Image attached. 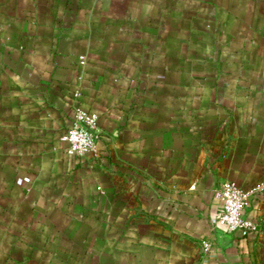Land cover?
I'll use <instances>...</instances> for the list:
<instances>
[{"label": "crops", "instance_id": "0c3cea01", "mask_svg": "<svg viewBox=\"0 0 264 264\" xmlns=\"http://www.w3.org/2000/svg\"><path fill=\"white\" fill-rule=\"evenodd\" d=\"M228 260L264 264V0H0V264Z\"/></svg>", "mask_w": 264, "mask_h": 264}, {"label": "built area", "instance_id": "2783aa9c", "mask_svg": "<svg viewBox=\"0 0 264 264\" xmlns=\"http://www.w3.org/2000/svg\"><path fill=\"white\" fill-rule=\"evenodd\" d=\"M99 116L95 112L77 108L73 113L72 127L62 136L61 142L68 156L82 158L96 149L99 137ZM252 192L235 183H227L218 193L221 205L216 224L227 234L239 233L242 237L257 234L259 225L245 217L244 210Z\"/></svg>", "mask_w": 264, "mask_h": 264}, {"label": "water", "instance_id": "95a60500", "mask_svg": "<svg viewBox=\"0 0 264 264\" xmlns=\"http://www.w3.org/2000/svg\"><path fill=\"white\" fill-rule=\"evenodd\" d=\"M227 264H233L230 260H228Z\"/></svg>", "mask_w": 264, "mask_h": 264}]
</instances>
